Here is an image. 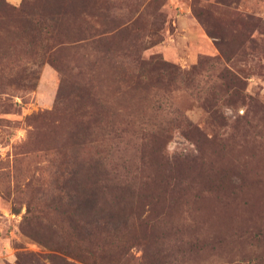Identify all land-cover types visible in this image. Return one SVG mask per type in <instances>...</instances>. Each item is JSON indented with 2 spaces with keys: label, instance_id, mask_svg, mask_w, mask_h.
<instances>
[{
  "label": "rangeland",
  "instance_id": "obj_1",
  "mask_svg": "<svg viewBox=\"0 0 264 264\" xmlns=\"http://www.w3.org/2000/svg\"><path fill=\"white\" fill-rule=\"evenodd\" d=\"M0 264H264V0H0Z\"/></svg>",
  "mask_w": 264,
  "mask_h": 264
},
{
  "label": "trees",
  "instance_id": "obj_2",
  "mask_svg": "<svg viewBox=\"0 0 264 264\" xmlns=\"http://www.w3.org/2000/svg\"><path fill=\"white\" fill-rule=\"evenodd\" d=\"M201 24L206 28V32L208 35H210L212 38H215V35L213 33H211V31L208 29V26L207 24L205 23V20H202L201 21ZM213 31V29H212ZM218 50L220 51V45H216ZM212 62L214 64H216L217 60L216 59H213ZM203 62H198L196 64V69L201 67ZM146 66V73H145V76H146V81L150 80V79H156L155 82H161L162 79L160 77H163L165 78L166 80L168 81H172L173 77H177V74L178 71L177 69L174 67V66H171V65H167V64H164V63H158V62H154L152 60L146 62L145 64ZM192 74V73H191ZM219 77H220V74H219ZM187 78H189V76H187ZM234 77H232L233 79ZM231 79V77L229 78ZM192 81V80H190ZM230 81L229 83H233V80H228ZM234 84V83H233ZM233 86V85H231ZM219 88H220V85H219ZM211 113H214V112H211ZM113 185H117L116 183H114ZM108 185L102 183L100 180L98 181H95L94 183H92V187L97 190V191H100L105 188H107ZM90 196H93V194L89 193V192H83L82 191V195L80 196V200L81 202H85L86 200L89 199Z\"/></svg>",
  "mask_w": 264,
  "mask_h": 264
}]
</instances>
